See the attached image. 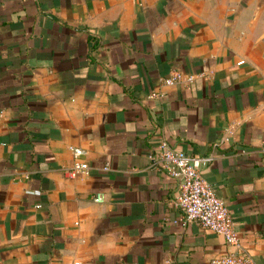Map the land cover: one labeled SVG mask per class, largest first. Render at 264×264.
<instances>
[{"label": "crops", "instance_id": "crops-1", "mask_svg": "<svg viewBox=\"0 0 264 264\" xmlns=\"http://www.w3.org/2000/svg\"><path fill=\"white\" fill-rule=\"evenodd\" d=\"M162 142L202 161L264 264V0H0V264L236 252L183 226Z\"/></svg>", "mask_w": 264, "mask_h": 264}, {"label": "built area", "instance_id": "built-area-1", "mask_svg": "<svg viewBox=\"0 0 264 264\" xmlns=\"http://www.w3.org/2000/svg\"><path fill=\"white\" fill-rule=\"evenodd\" d=\"M194 81L195 77L192 75L184 76L180 72H173L165 83L173 86L179 83L191 84ZM72 153L76 162L70 174L73 176L89 174V165L82 161L84 150L74 148ZM157 161L167 174L180 184L181 194L177 205L183 213V226L198 224L222 236L228 246L236 248V252L217 257L211 261V264H253L251 257L239 249L240 237L227 206L203 178L202 161L173 149L166 142L159 145ZM95 201L103 202V196L97 195Z\"/></svg>", "mask_w": 264, "mask_h": 264}]
</instances>
